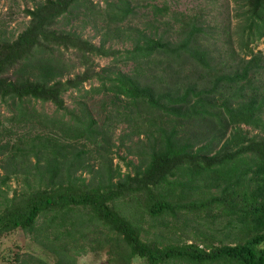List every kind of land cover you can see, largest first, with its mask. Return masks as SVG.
Masks as SVG:
<instances>
[{
	"label": "trees",
	"instance_id": "1",
	"mask_svg": "<svg viewBox=\"0 0 264 264\" xmlns=\"http://www.w3.org/2000/svg\"><path fill=\"white\" fill-rule=\"evenodd\" d=\"M85 1L36 0L22 9L27 19L14 37L0 35V101L9 111L7 124L0 123V137L13 134L12 141L0 139V153H4L6 163L21 165L24 181L18 195L14 189L6 196L1 185L10 174H0V235L17 227L31 231L41 215L46 224H52L54 240L72 239L73 253L83 247L87 221L95 220L120 237L124 245L121 257L126 261L138 255L147 264H264V56L249 45L264 36V0L237 1L241 18L236 36L241 53L232 57L230 69H215L209 75L182 69V62L189 58L194 67L209 70L211 56L202 47L196 17L181 11L171 12L177 19L175 39L134 28L131 47L123 56L132 60V72L109 64L94 69L92 55L117 51L104 46L107 36L95 44L74 29L56 26L59 17H66ZM130 2L104 0L96 19L104 18L105 33L120 34ZM150 5L155 11L168 9L165 4ZM60 48L72 49L76 57L72 69L80 65L81 70L64 76L69 74L71 62L58 55ZM151 56L164 59L151 60L148 75L140 65ZM164 67H168L165 72ZM92 77L98 84L85 88L83 82ZM71 88L80 91L82 98L77 99L78 110L72 108L68 119L39 112L30 105L31 99H38L51 102L56 110L66 109L62 93ZM106 91L124 100L113 111L124 119H140L139 125L150 137L131 173L117 171L115 180L107 156L109 148L103 145L107 128L97 123L83 98ZM146 108L166 115L168 126L156 123L155 115L151 119L144 116ZM198 121L207 123L199 129L200 136L207 137L201 144L197 141L200 136L185 135L184 130L179 134L180 126L198 128L194 125ZM240 123L254 131L249 133ZM80 139L94 144L93 149L104 160L95 170L98 179L93 184L80 174L86 168L92 171L82 157L84 151L75 148ZM215 140L221 141L214 151ZM15 171L12 167L10 173ZM162 184L172 191L179 187L173 195L177 201L166 199ZM200 186L206 188L201 189L205 195L199 202L181 201L185 189ZM138 193L144 198L143 209L152 217L173 214L182 207L197 214V209H204L210 218V203H216L218 211L226 214L227 232L232 231L234 239L218 238L219 243L214 244L197 236L192 241L161 245L157 240H143L139 226L115 205L116 198L130 199ZM83 213L89 216L84 218Z\"/></svg>",
	"mask_w": 264,
	"mask_h": 264
},
{
	"label": "rangeland",
	"instance_id": "2",
	"mask_svg": "<svg viewBox=\"0 0 264 264\" xmlns=\"http://www.w3.org/2000/svg\"><path fill=\"white\" fill-rule=\"evenodd\" d=\"M34 1L36 0H0L1 36L12 38L23 28L27 16L23 13L22 9L29 7ZM237 1L131 0V10L121 23L122 31L120 34H116L114 31L105 33L103 25L104 18L101 20L96 19L97 12H102V8L105 6L104 0H87L84 4L77 5L75 11L71 10L70 13L64 15L66 17H59L56 26L64 29H74L81 36L90 39L95 44L107 36L104 46H109L117 51L109 55H92L94 69H99L101 66L109 64L111 66H117L123 71L132 72V60L124 59L123 56L125 55V49L131 47L132 38L136 33L134 28L163 39H175L177 37L175 32L177 19L172 16L171 12L181 11L183 13L193 14L201 27L200 36L202 39V47L211 56V68L206 70L194 67L189 58H186L181 66L185 72L202 70L201 73H208L209 75L215 69H230L234 63L232 57H235V53L238 51V54L241 53V50L238 48L236 36V31H239L241 18ZM150 4H165L168 9L165 12L155 11ZM85 6L88 7L85 8ZM86 15L89 16L87 17ZM249 45L253 46L254 50L260 49L262 56H264V36L250 41ZM230 50H233L234 54H230ZM58 55L65 62H71L70 68L68 69L69 74L64 76H71L72 71L81 70L82 66L80 65H76L72 69V60L76 62V57L72 54V49L64 50L60 48L58 49ZM162 59L164 58L151 56L144 59L140 66L149 75L151 68L148 66H151V60L162 62ZM220 63L223 64L221 65ZM167 69L168 67H164L163 72ZM156 71L159 72V68ZM89 84H98V80L92 77L83 82L85 88ZM62 98L66 109L61 108L56 110L51 102H41L38 99H31L30 105L39 112L48 115L53 114L55 116L61 115L62 118L68 119L70 118V112L72 113V108L74 112L78 110L77 99L82 97L80 96V91H72L71 88L62 93ZM83 98L86 100L91 115L96 119L97 123H103L107 128L105 132L106 142L103 145L109 148L107 156L111 158L112 180L118 177L116 176L117 171L120 174L126 171L131 173L132 165L139 158L138 153L142 147L146 148L150 139L145 134L143 125H139L141 120L136 119L135 121V118L124 119L122 115L116 114L112 108L117 105H123L124 100L122 98L112 97L110 91L87 94ZM142 104H138V106H144ZM146 111L147 114L143 115L150 117V119L151 116L155 115L156 119L154 120L156 123H162L166 127L170 123V119L166 115L161 114V112L155 110L148 112L147 108ZM8 114V105L0 101L1 124H7L8 121H6L5 116ZM262 117L264 118V111ZM194 125L198 128L187 127L186 124H183V126L179 127V134L184 130L185 135L200 136L201 131L199 129H203L207 123L198 121ZM240 126L243 129L247 128L249 133L254 131L244 123H240ZM17 132H20V129H17ZM206 138V136H200L197 141L201 144L204 143L203 141ZM0 139L2 141H12L13 134L2 135ZM220 141L218 140L215 145H212L215 147L214 151L219 147ZM74 145L75 148L84 151L82 157L89 164V167L92 168V171L88 168L81 170L80 174L85 177V181L92 184L95 183L98 179L95 170L100 166L101 161L104 160L101 157L99 158V152L93 149L94 144L84 143L80 139L75 141ZM100 151H102V148ZM31 159L33 158L31 157ZM27 163L30 164L28 161ZM20 166L16 161L12 164L6 163L4 153H0V174L4 172L10 174L5 184L1 185V188H4V194L6 196H10L14 189L18 195L24 187L23 174L20 171ZM12 167L16 170L15 173H10ZM205 188L204 186H200V188L185 189L182 192L183 198L181 201H198L205 195L201 191V189L204 190ZM161 189L167 192L166 199L168 201L178 200L173 195L179 191V187H176L172 191L167 189V184H162ZM212 190H215V188L212 187ZM137 200H139V203ZM143 202L144 198L141 193L136 194L130 199L128 196L115 199L117 210L139 226V235L143 240H157L161 245L166 242L192 241L197 236L202 241L211 240L214 244L219 243L216 240L218 238H222L223 241H233L234 239L231 234L232 231L227 232L226 214L221 210L218 211L216 203H210V212L213 215L208 218L207 214H204L206 211L204 209H197V214L195 211H189L182 207L175 209L177 211L173 214L161 213L152 217L143 209ZM88 216V213L82 214L84 218ZM44 218V216L39 215L31 231L17 227L0 235V264H147L145 259L138 255H133L129 261L124 260L121 257V253L124 251V245L120 237L112 231H107L105 225L95 220L87 221L88 230L86 232V238L82 242L83 247L79 251L72 253V239L64 237V239H58V241L54 240L51 237V230H53L52 224H46L47 222ZM43 226H46V228H43ZM47 231V237H44L43 233ZM107 236H109V239H107Z\"/></svg>",
	"mask_w": 264,
	"mask_h": 264
}]
</instances>
